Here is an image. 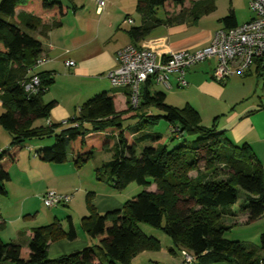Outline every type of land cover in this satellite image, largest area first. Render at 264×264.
<instances>
[{"label":"trees","instance_id":"16d2710c","mask_svg":"<svg viewBox=\"0 0 264 264\" xmlns=\"http://www.w3.org/2000/svg\"><path fill=\"white\" fill-rule=\"evenodd\" d=\"M73 3L0 0V95L4 107L0 125L12 134L11 142L0 150V195L6 194L10 166L19 159L22 148L33 139L52 137L50 146L34 150L38 160L61 164L69 152L73 164L80 167L95 150L108 151L111 158L102 163V172L97 169V180L116 190L132 182L142 186L154 183L156 191L142 190L124 201L120 209L105 212H97L93 193L88 192V214L80 225L96 244L50 258L51 242L76 238L75 226L67 216V228L59 220L32 228L26 245L0 238V264H131L135 255L159 247L156 239L142 233L140 222L162 228L176 248H185L193 255L192 264H264V232L258 244L231 240L225 236L231 225L223 222L225 216L232 215L230 205L237 202L238 188L244 191L239 210L246 215L245 222L264 216V165L247 143L235 144L214 123L203 125L194 107L167 104L165 93H151L152 84L147 80L140 89L137 107L129 102L128 88L125 104L119 91L108 89L84 101L66 124L34 126L35 121L48 117L54 105L41 98L52 76L34 71L36 60L44 56L36 35L45 37L60 27ZM159 7L165 19L156 16ZM214 8L215 0H136L142 24L130 28L129 35L136 40L160 22L179 20L185 11L191 10L196 19ZM221 21L226 27L237 25L232 10ZM33 74L38 75L40 88L28 95L22 81ZM140 106L154 107L161 114H146L132 129L124 126L123 119L138 116ZM159 118L168 122L172 138L184 136L177 146L169 149L165 136L147 131ZM86 123L91 128H84ZM146 141L149 145L137 152V145ZM201 164L210 170L200 173ZM218 169L225 171L224 176L214 174ZM191 170L197 172L193 179L188 176Z\"/></svg>","mask_w":264,"mask_h":264},{"label":"crops","instance_id":"0c3cea01","mask_svg":"<svg viewBox=\"0 0 264 264\" xmlns=\"http://www.w3.org/2000/svg\"><path fill=\"white\" fill-rule=\"evenodd\" d=\"M217 8L215 0V8L196 19L191 10L185 11L179 20L172 23L160 22L142 37L133 40L129 35L130 28L142 24L141 16L136 10V0H105L100 8L95 0H74L60 27L52 29L45 37L36 35L42 43L46 60L34 71L47 72L52 76L53 81L41 98L45 103L53 101L54 105L48 117L35 121L34 126H44L46 120L52 124H61V121L75 115L77 107L94 94L108 89L117 90L106 74L116 68L115 52L123 47L134 44L153 49L156 60L160 61L172 52L206 46L222 18L218 19L219 24L215 23L212 27L203 25L202 18L210 16ZM231 10L233 11L232 8L229 9ZM156 16L161 19V14L156 12ZM127 17L132 23L123 22ZM243 22H238L236 18L237 24ZM222 27L226 26L223 24ZM67 60L74 61V66H66ZM214 63L215 59H210L188 67L184 74L188 85L182 90H178L182 87L177 85L175 75L170 76L171 88L168 91L173 93L171 97L175 101L173 103H176L173 106L182 101V106L178 107L186 104L194 107L199 112L203 125L208 126L204 123L210 121L211 125L214 123L216 129L223 131L235 144L247 143L264 165V104L250 98L249 102L243 103L250 97L253 85L255 88L257 86V82L247 78L251 74L257 77L255 69L220 81L212 76ZM126 88L118 87L117 90L123 104ZM228 88L230 89L227 90ZM195 94L200 96L201 106L190 99ZM203 98L206 101L212 98L213 101L207 104ZM3 110L0 95V113ZM11 140L12 134L0 125V150ZM40 146H43L41 142L27 144L22 148L19 159L10 166V179L5 184L6 194L0 197V238L5 242L26 245L32 228L55 220H59L63 228H67V216H70L76 229V238H62L51 242L48 256L56 258L94 245L97 241L87 235L80 225L81 218L88 214L86 196L81 202L79 197L69 201L71 206L76 201L80 203V210L76 211L78 220L69 205L44 211H39L37 206L32 205L34 200V203L41 202V195L47 190L55 188L60 193L68 194L79 184L78 167L72 163L71 155L61 164L42 162L34 154V150ZM63 166H67L64 172ZM58 182L67 185L62 186ZM100 182L102 186L86 192L93 193L92 203L97 212L120 209L124 202L117 198L116 189ZM84 184L81 183L80 186ZM225 217H240L241 221H246L244 213L237 214L233 209L232 215ZM173 259L178 264L180 256L175 253ZM141 261L139 264H148L147 260Z\"/></svg>","mask_w":264,"mask_h":264},{"label":"built area","instance_id":"2783aa9c","mask_svg":"<svg viewBox=\"0 0 264 264\" xmlns=\"http://www.w3.org/2000/svg\"><path fill=\"white\" fill-rule=\"evenodd\" d=\"M102 7L105 0H95ZM253 16L246 22L232 27H222L216 30L210 42L195 50H182L170 53L164 59L157 61L153 49L130 44L115 52L116 68L109 71L106 77L112 85L127 87L129 102L137 107L142 85L148 80L164 89L171 88L170 76L175 75L177 85H188L184 74L188 67L210 59H215L212 76L220 81L234 75L244 74L255 69L256 74L264 81V0H249ZM123 22L132 23L127 17ZM44 56L39 57L35 66L45 62ZM66 66H74V61H65ZM25 92L35 94L40 88L38 75L33 74L27 81H22ZM67 120L61 121L66 124ZM46 124L51 123L46 120ZM76 125V123H73ZM71 195L47 190L41 195L46 207H57L65 204ZM179 264H192L193 255L187 249H179Z\"/></svg>","mask_w":264,"mask_h":264},{"label":"rangeland","instance_id":"374dc122","mask_svg":"<svg viewBox=\"0 0 264 264\" xmlns=\"http://www.w3.org/2000/svg\"><path fill=\"white\" fill-rule=\"evenodd\" d=\"M216 4L218 7L217 10H215L213 13L209 14L210 16L202 18V24L203 25H205L207 27H212V25L215 23L219 24L218 19L227 15L230 8L233 9V11L235 13V17L237 18L238 22H243V21L248 20L253 14L252 10L250 8L249 0H216ZM157 13L161 14V19H165V12H164L162 7H159L157 9ZM222 26H223V24L221 22L218 28H221ZM37 68H38V66L35 68V70ZM234 75H236V74H234ZM249 77L252 80H254L255 83L257 82V84H256L257 86L255 88V85H253L252 91L250 93V97H248L243 103L249 102V100L251 99L257 103L260 100V102L262 104H264V81H262V79L260 77H258V76L256 77L255 74H251V75L247 76V78H249ZM236 78H237V76H236ZM115 88H117V90H119L117 86H115ZM182 89H184V88L183 87L178 88V90H182ZM229 89L230 88H228L227 90H229ZM141 90H142V88H141ZM149 91L151 93L155 92V91H161V92L165 93V95H166L165 101L167 104H169V105L176 104V103H173L175 101H173V97H171L173 93L164 89L162 86H160L158 84H152L149 87ZM167 95L168 96L170 95V96L167 97ZM190 99L192 100V102H194V104L196 102V104H200L199 106H201V101H199L200 100L199 95L195 94L194 96H191ZM203 100H205V98H203ZM212 101H213L212 98H210V101L205 100V103L209 104V103H212ZM180 102H182V101H180ZM180 102L178 103L179 105H177L176 107L182 106V103H180ZM203 108H205V107H203ZM137 112L139 114L138 116H129V117L124 118L122 121L123 125L132 129L133 127L137 126L140 123L142 118H146L145 117L146 114H148V113L161 114V111L157 110L154 107H151V108L142 107L141 108V106H140V108L137 109ZM204 115H205V113L203 111V116ZM204 124L211 126L210 121H206V123H204ZM84 128L88 129V128H91V126L88 123H86ZM147 131L159 133V134L165 136L167 139V148H169V149L177 146L184 139V136L183 137L175 136L172 138V132H171L170 126H169L168 122L165 121L163 118H159L153 126L147 128ZM53 140H54L53 137L52 138H43L41 140L33 139L32 144H36V143L41 142L43 146H50L53 143ZM145 145H149V142L146 141V142L138 144L136 147V151L138 152ZM111 155H112V153L108 152V151L95 150L93 153V156H91V158L88 161H86L80 167H78L79 173H78V182L77 183H79V184L75 186L74 190H72L71 193L67 194V195H71L70 199L67 202L68 204L67 205H66V203L61 204V205H58L57 207H66L69 205V207L73 210L74 217L78 220V213L76 211L80 210V203L78 201H76L71 206L69 201H72L75 198L78 199V197H79V200L81 202V199L86 196V194H87L86 192L88 190L91 191L96 186H102V183L99 180H97V174H98L97 169H99V172H102V167H101L102 163L109 160L111 158ZM67 156L70 157L69 152H67ZM63 167L64 168H62V169L64 172V170L67 169V168H65L67 166H63ZM208 170H210V167L207 168L203 164H201L199 166V172L200 173L208 172ZM224 173H225L224 170L218 169L215 171L214 174H216L218 177H220V176H224ZM188 176L191 177L192 179L195 178L197 176L196 170L189 171ZM80 181H81V183H85V184L80 186V184H81ZM59 185L64 186L67 184L59 183ZM151 188L153 189L152 192L156 191V185L154 183L150 184L149 186H142V185H139L135 182H132V183L128 184L125 188L120 189V190H116L117 191L116 195H117V198L123 203L124 201L135 196L137 193L141 192L142 190H151ZM54 191L57 193H60V191H58V189L54 188ZM62 194H65V193H62ZM0 197H1V195H0ZM34 202H35V200H34ZM34 202L32 203V205L37 206L39 211L49 210L50 208H52V207L44 206L42 201L41 202L38 201L37 203H34ZM243 202H244V191L241 190L240 188H238L237 202L230 205V207L237 214H239L240 213L239 207ZM223 222L231 225L230 229L225 232V236L231 240H238V241L250 242L252 244H258L260 234L262 232H264V216H262L258 220L251 222V223H246V222L241 221L240 217H238L236 219H233L230 217H224ZM163 225H164V221H163ZM139 227H140L142 233L156 239L158 241L159 247L157 249H154V250L142 251V252H140V254H137L138 256L135 255L131 259V264H139L140 262H142L141 260H143V261L147 260L148 264H175L174 259H173L174 254L177 253V256L179 257L180 251L178 248H176L173 245L171 238L163 231V229L153 227V226H151L147 223H144V222H140ZM171 249H173L174 251L172 252ZM181 249H185V248H181ZM178 264H179V262H178ZM213 264H230V263L215 262Z\"/></svg>","mask_w":264,"mask_h":264}]
</instances>
